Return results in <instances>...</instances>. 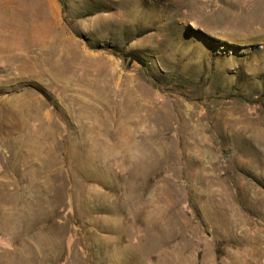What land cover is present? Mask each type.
I'll return each instance as SVG.
<instances>
[{
    "label": "rangeland",
    "instance_id": "374dc122",
    "mask_svg": "<svg viewBox=\"0 0 264 264\" xmlns=\"http://www.w3.org/2000/svg\"><path fill=\"white\" fill-rule=\"evenodd\" d=\"M62 1L0 0V264H264V0Z\"/></svg>",
    "mask_w": 264,
    "mask_h": 264
},
{
    "label": "bare ground",
    "instance_id": "6f19581e",
    "mask_svg": "<svg viewBox=\"0 0 264 264\" xmlns=\"http://www.w3.org/2000/svg\"><path fill=\"white\" fill-rule=\"evenodd\" d=\"M26 29V28H25ZM29 29H30V27H29ZM52 29V28H51ZM42 29H40L39 31H41ZM43 31V30H42ZM49 34V33H48ZM24 35V34H23ZM51 35V34H50ZM54 35V34H53ZM25 36V35H24ZM29 36V35H28ZM36 36V35H35ZM37 37V36H36ZM35 37V38H36ZM67 37V36H66ZM11 38V37H10ZM56 38V37H55ZM61 38V37H60ZM64 38V37H63ZM7 39V38H6ZM30 39V38H29ZM10 40V39H9ZM22 40H24V39H22ZM30 42H28V40L25 42V44H24V47L26 48V49H28V48H32V47H37V45H39V46H41V42L39 41H37V40H34V42H33V39H30L29 40ZM8 44L6 45V46H4V47H0V51L1 52H4V53H7V51L9 52L10 50H12L13 49V45L11 46V45H9V42H7ZM12 43V42H11ZM45 43L47 44L48 42H46L45 41ZM5 44V43H4ZM17 44V43H16ZM20 44V43H19ZM50 44V43H49ZM49 44H48V46H49ZM57 44H59V43H57ZM28 45V46H27ZM2 46V45H1ZM27 46V47H26ZM38 46V47H39ZM63 46V45H62ZM35 47V48H36ZM19 50V49H18ZM14 51V50H13ZM25 51V50H24ZM12 52V51H11ZM44 52V51H43ZM63 52V51H62ZM57 53V52H56ZM73 53H75V52H73ZM43 55V54H42ZM47 57V56H46ZM42 60V59H41ZM47 61V60H46ZM53 62V61H52ZM43 63V62H42ZM54 69V68H53Z\"/></svg>",
    "mask_w": 264,
    "mask_h": 264
},
{
    "label": "trees",
    "instance_id": "16d2710c",
    "mask_svg": "<svg viewBox=\"0 0 264 264\" xmlns=\"http://www.w3.org/2000/svg\"><path fill=\"white\" fill-rule=\"evenodd\" d=\"M61 3H62L63 10H65L66 7L62 0H61Z\"/></svg>",
    "mask_w": 264,
    "mask_h": 264
}]
</instances>
